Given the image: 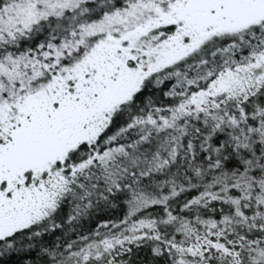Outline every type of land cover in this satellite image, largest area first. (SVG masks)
Wrapping results in <instances>:
<instances>
[{
	"label": "snow or ice",
	"instance_id": "obj_1",
	"mask_svg": "<svg viewBox=\"0 0 264 264\" xmlns=\"http://www.w3.org/2000/svg\"><path fill=\"white\" fill-rule=\"evenodd\" d=\"M0 264H264V0H0Z\"/></svg>",
	"mask_w": 264,
	"mask_h": 264
}]
</instances>
